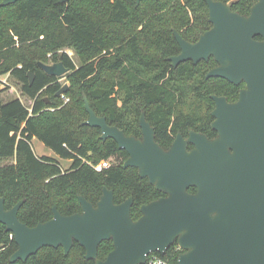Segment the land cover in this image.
<instances>
[{
  "label": "trees",
  "instance_id": "16d2710c",
  "mask_svg": "<svg viewBox=\"0 0 264 264\" xmlns=\"http://www.w3.org/2000/svg\"><path fill=\"white\" fill-rule=\"evenodd\" d=\"M58 1L20 0L3 6L0 0V78L10 75L33 102L31 108L20 99L4 102L0 81V196L7 210L23 200L19 219L35 227L53 218L54 206L64 216L80 213L79 196L96 205L107 187L114 191L116 204L134 198L132 217L138 220L142 205L165 194L137 169H123L128 154L114 140L104 141L100 129L82 125L89 118L84 97L98 116L128 136L142 138L140 118L145 113L156 141L168 150L179 133L187 137L190 130L216 138L211 97L236 102L244 84L207 79L217 66L213 58L177 68L169 61L180 53L173 30L194 43L211 28L204 0H143L139 5L137 0ZM256 2L236 0L232 8L247 16ZM66 49L74 50L80 66ZM49 61L70 70L63 96L56 95L63 87L59 78L39 67ZM29 73L35 75L33 84ZM63 97L70 99L65 105ZM34 139L72 161L71 168L63 171L56 159L38 157ZM11 159L14 163L1 165ZM111 159L115 163L110 168L94 169ZM17 249L13 235L0 223V264H96L86 260L77 243L68 255L61 247H46L26 262L11 263ZM112 250V241L103 242L99 259ZM180 253L175 244L164 257L178 264Z\"/></svg>",
  "mask_w": 264,
  "mask_h": 264
},
{
  "label": "water",
  "instance_id": "95a60500",
  "mask_svg": "<svg viewBox=\"0 0 264 264\" xmlns=\"http://www.w3.org/2000/svg\"><path fill=\"white\" fill-rule=\"evenodd\" d=\"M18 1L3 0L2 5ZM204 1L213 27L196 43L175 31L181 53L169 61L178 67L213 58L218 65L207 79L244 84L236 102L211 97L216 138L190 130L186 138L179 133L165 150L145 113L140 118L142 138L128 136L98 116L85 96L89 118L82 125L100 129L104 141L114 140L128 154L123 169H137L165 197L142 205L141 217L134 220V198L116 204L114 191L104 187L96 205L79 196L80 213L64 216L54 206L51 220L29 227L19 219L24 201L7 210L0 196V223L18 246L11 263L26 262L46 247H61L68 255L77 243L86 260L96 264H146L150 254L165 256L175 244L184 251L178 264H264V0H258L249 16L222 2ZM39 67L54 77L70 72L63 63ZM28 77L33 84L35 75ZM68 90L66 84L56 95ZM191 188L197 192L190 193ZM105 241H112L113 250L100 260Z\"/></svg>",
  "mask_w": 264,
  "mask_h": 264
},
{
  "label": "rangeland",
  "instance_id": "374dc122",
  "mask_svg": "<svg viewBox=\"0 0 264 264\" xmlns=\"http://www.w3.org/2000/svg\"><path fill=\"white\" fill-rule=\"evenodd\" d=\"M65 52L68 53V55L74 60L75 64L78 66H80V60L79 58L77 57V55L75 54L74 50L72 49H66L64 50ZM51 55H49V58H50ZM48 64H54L52 63L51 61H49ZM59 78V83L64 86L66 84L69 85V81H68V73L64 76H61V77H58ZM0 81H1V88L4 89V92L2 94V99L4 102H9L13 99H20L27 107L31 108L32 105H33V102L31 99H29L27 96H25L22 92V85L16 81L15 79H13L10 75H6V76H3L0 78ZM64 98V97H63ZM46 99H48L46 97ZM65 99V104H67L70 99L68 98H64ZM32 145H33V148H34V151H35V154L38 156V157H50V158H54L56 159L62 170L63 171H67L68 169L71 168L72 166V161L70 160H63L61 158H59L58 156H56L54 154V152L50 149H48L41 141L37 140V139H34L33 142H32ZM109 162H111L112 165H114L115 161L114 160H109ZM14 163V160H3L1 162V165L4 166V165H7V164H12Z\"/></svg>",
  "mask_w": 264,
  "mask_h": 264
},
{
  "label": "built area",
  "instance_id": "2783aa9c",
  "mask_svg": "<svg viewBox=\"0 0 264 264\" xmlns=\"http://www.w3.org/2000/svg\"><path fill=\"white\" fill-rule=\"evenodd\" d=\"M93 167L97 172H102L105 169H108L111 167V162L105 161L102 164H98ZM178 249H180L179 246H178ZM146 264H172V262L158 253H152L148 256Z\"/></svg>",
  "mask_w": 264,
  "mask_h": 264
},
{
  "label": "flooded vegetation",
  "instance_id": "af4514ba",
  "mask_svg": "<svg viewBox=\"0 0 264 264\" xmlns=\"http://www.w3.org/2000/svg\"><path fill=\"white\" fill-rule=\"evenodd\" d=\"M234 1H236V0H231L229 3H224V2H222V3H224V4H226V5H229V6L232 8V4L234 3ZM217 2H221V1H217ZM257 2H258V0H257ZM257 2H256V3H257ZM256 3H255V4H256ZM206 4H207V3H206ZM255 4H254V5H255ZM254 5H253V6H254ZM207 6H208V5H207ZM253 6H252V7H253ZM208 9H209V8H208ZM251 9H252V8H251ZM232 11L235 12V11L233 10V8H232ZM235 13H237V12H235ZM250 13H251V10H250ZM250 13H249V15H250ZM238 14H239V13H238ZM249 15H247V16H249ZM209 22H210V21H209ZM212 27H213V25H212V23H211V28H212ZM211 28H210V29H211ZM210 29H208L207 31H209ZM175 31H177V30H173V35H174V32H175ZM207 31H205V32H207ZM205 32H203L201 35H203ZM180 35H181V34H180ZM201 35L199 36V38L201 37ZM181 36H182V35H181ZM174 38H175V36H174ZM199 38H198V40H199ZM175 40H176V39H175ZM198 40H197V41H198ZM186 41H187V40H186ZM197 41H196V42H197ZM196 42H194V43H196ZM190 43H192V42H190ZM178 46H179V44H178ZM179 48H180V46H179ZM180 53H181V48H180ZM180 53H179V54H180ZM179 54H178V55H179ZM176 56H177V55H176ZM173 57H174V56H173ZM170 58H171V57H170ZM201 62H203V61H201ZM201 62H199V63H201ZM205 62H206V61H205ZM171 63H172V62H171ZM191 63H192V62H191ZM199 63H198V64H199ZM198 64H197V65H198ZM180 65H181V64H180ZM194 65H195V64H194ZM217 65H218V64H217ZM173 67H174V66H173ZM216 67H217V66H215L214 68H216ZM174 68H177V67H174ZM214 68H213V69H214ZM211 70H212V69H211ZM207 74H208V73H207ZM206 76H207V75H206ZM244 87H245V86H244ZM244 87H243V88H244ZM241 89H242V88H241ZM241 89H240V90H241ZM240 90H239V91H240ZM231 103H233V102H231ZM214 109H215V108H214ZM188 133H189V132H188ZM187 136H188V135H187ZM184 137H185V136H184ZM185 138H186V137H185ZM191 148H192V147L190 146L189 149H191ZM196 192H197V190H196ZM196 192H195V193H196ZM164 197H165V196H164ZM161 198H162V197H161ZM144 205H145V204H144ZM179 251H181V253L184 252L181 248L179 249ZM181 253H180V254H181Z\"/></svg>",
  "mask_w": 264,
  "mask_h": 264
}]
</instances>
